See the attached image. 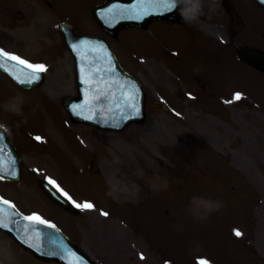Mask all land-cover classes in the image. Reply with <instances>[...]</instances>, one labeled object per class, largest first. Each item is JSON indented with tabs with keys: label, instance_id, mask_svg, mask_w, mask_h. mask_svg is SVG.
Listing matches in <instances>:
<instances>
[{
	"label": "rangeland",
	"instance_id": "374dc122",
	"mask_svg": "<svg viewBox=\"0 0 264 264\" xmlns=\"http://www.w3.org/2000/svg\"><path fill=\"white\" fill-rule=\"evenodd\" d=\"M102 1L49 0L42 11L23 5L36 11V29L49 43L47 37L63 23L75 33L102 35L92 19L93 6ZM230 1L235 9L221 19L215 7L202 9L200 26H218L229 37L232 29L233 46L249 39L243 30L253 31L255 38L257 32V47L264 50V17L256 4L247 9L239 0ZM197 20L195 14L189 22ZM3 27L0 34H7ZM137 29L109 38L120 50L119 62L140 80L148 98L145 122L124 133L100 136L71 124L50 89L54 86L57 96L75 93L68 56L56 65L60 51L48 61L54 72L63 76L65 71L63 85L54 82L53 70L47 90L25 92L0 78V114L24 121L34 139L22 125L0 116L22 147L24 164L20 182H0V195H8L23 213L59 227L98 264H264V76L244 64L238 50L201 51L200 42H184L177 27H166L159 38L151 28ZM57 35L50 44L59 40ZM28 46L35 47L32 37L25 50L34 52ZM237 94L239 101L229 105L228 98ZM19 96L24 97L21 114L5 111L3 105ZM41 178L56 179L73 204L81 205L80 213L54 207L36 185ZM197 197L221 206L211 213L201 209V219L193 215ZM87 203L94 207H83ZM0 264L55 263L33 259L0 234Z\"/></svg>",
	"mask_w": 264,
	"mask_h": 264
},
{
	"label": "water",
	"instance_id": "95a60500",
	"mask_svg": "<svg viewBox=\"0 0 264 264\" xmlns=\"http://www.w3.org/2000/svg\"><path fill=\"white\" fill-rule=\"evenodd\" d=\"M264 2V0H260ZM131 4H134V2H131ZM263 4V3H262ZM133 5H130V8H132ZM138 5L134 6L132 9L134 11H141L142 8H136ZM153 19V17H150L149 20ZM132 24L135 25H144L143 23L138 22H132ZM127 25L125 22H120V24L114 29L110 28L109 30L111 32H116L121 26ZM107 29V28H106ZM108 30V29H107ZM67 40H70L72 42H80L78 38H75L71 31L69 33H66ZM88 41H91L89 38H82ZM240 54L242 57H244L246 60L250 61L251 63L255 64V61L258 60V57L255 53L248 52V51H240ZM90 68L93 70L91 74H95L98 71H100L101 63L94 59L93 63L91 64ZM86 68H84L85 70ZM118 104H116L117 106ZM119 108L121 109L122 106L126 110V108H130V105L128 104H120ZM144 109V104L142 102V110ZM77 120V119H76ZM81 120V119H80ZM138 119L133 120H126L125 118H120V115L118 117H115L113 119V122H116V125H121L127 123L121 128L124 129L131 121H137ZM79 121V120H77ZM92 124H94L93 121H90ZM95 125V124H94ZM15 156V154L13 153ZM6 156H0V176H6L10 179V176H8V172L5 170V163L8 161L5 158ZM16 157V156H15ZM19 160L16 158V165H18ZM42 189L49 195V197L60 206L64 207L65 209L69 211H74L72 207L64 201L58 194L56 195L52 189L47 185L46 183H41ZM0 222H2L5 227H0V230L8 231L14 238H17L21 245L26 248L30 249L38 258H41L43 260H56L63 264H86L87 261L85 260L83 254L78 251V249L71 244L66 238L60 235V233L53 227H48L46 224H39L34 221H27L23 217H21L15 209L9 205H5L3 203H0ZM89 264V263H88Z\"/></svg>",
	"mask_w": 264,
	"mask_h": 264
},
{
	"label": "clouds",
	"instance_id": "9594fccd",
	"mask_svg": "<svg viewBox=\"0 0 264 264\" xmlns=\"http://www.w3.org/2000/svg\"><path fill=\"white\" fill-rule=\"evenodd\" d=\"M187 2L191 5V7L188 9V13L185 14L186 19H194L195 13L199 10V0H187ZM190 13V14H189ZM24 102V97H14L13 100L9 103H6L3 105L4 110L7 112H11L16 115L21 114V105ZM164 186H167V182H164ZM193 215L199 216V218H203V216L200 215L201 209H203L204 213H211L213 211H216L220 208V202L219 201H211V200H205L203 198H193Z\"/></svg>",
	"mask_w": 264,
	"mask_h": 264
},
{
	"label": "snow or ice",
	"instance_id": "6c2138e0",
	"mask_svg": "<svg viewBox=\"0 0 264 264\" xmlns=\"http://www.w3.org/2000/svg\"><path fill=\"white\" fill-rule=\"evenodd\" d=\"M0 57H6L9 60L17 61L19 64L25 65L27 68L33 70V75L31 76V78L29 80H27V81H21V82L31 83L33 79H39V77L37 75H35V73L44 72L46 70L44 65H33L31 63H28L25 60L20 59L18 56L10 55V54L4 52L3 50H0ZM236 99L237 100L240 99L239 94L236 95ZM130 107H134V105H130ZM37 139L39 140L40 138L37 137ZM49 182L54 184L53 181H49ZM0 203H3L5 205H9L10 207L12 206V205H10V202L7 201V200H0ZM76 207H81V205L80 204H76ZM83 207H85L87 209H91L94 206L91 203H87V204L83 205ZM102 214L103 215H107V213H102ZM24 219L27 220V221H34V222L39 223V224H47V221L41 219L38 215L26 216V217H24ZM5 226L6 225H4L2 222H0V227H5ZM48 227H54V225L49 224ZM234 234L237 237H240L242 235V233L239 232L238 230L235 231Z\"/></svg>",
	"mask_w": 264,
	"mask_h": 264
},
{
	"label": "bare ground",
	"instance_id": "6f19581e",
	"mask_svg": "<svg viewBox=\"0 0 264 264\" xmlns=\"http://www.w3.org/2000/svg\"><path fill=\"white\" fill-rule=\"evenodd\" d=\"M203 29H205L206 31H209L211 34L218 36L220 38H225L221 32H219L218 27L216 26H205Z\"/></svg>",
	"mask_w": 264,
	"mask_h": 264
},
{
	"label": "flooded vegetation",
	"instance_id": "af4514ba",
	"mask_svg": "<svg viewBox=\"0 0 264 264\" xmlns=\"http://www.w3.org/2000/svg\"><path fill=\"white\" fill-rule=\"evenodd\" d=\"M19 50L17 49V52H18Z\"/></svg>",
	"mask_w": 264,
	"mask_h": 264
}]
</instances>
